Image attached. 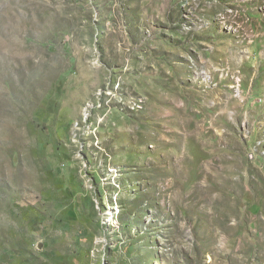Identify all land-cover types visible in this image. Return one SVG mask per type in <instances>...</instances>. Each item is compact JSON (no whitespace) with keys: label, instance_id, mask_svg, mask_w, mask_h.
I'll return each mask as SVG.
<instances>
[{"label":"rangeland","instance_id":"obj_1","mask_svg":"<svg viewBox=\"0 0 264 264\" xmlns=\"http://www.w3.org/2000/svg\"><path fill=\"white\" fill-rule=\"evenodd\" d=\"M0 264H264V0H0Z\"/></svg>","mask_w":264,"mask_h":264}]
</instances>
